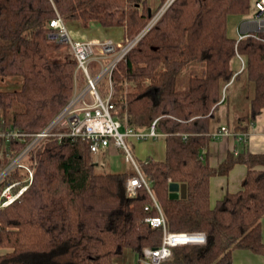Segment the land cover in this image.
<instances>
[{"label":"trees","instance_id":"obj_1","mask_svg":"<svg viewBox=\"0 0 264 264\" xmlns=\"http://www.w3.org/2000/svg\"><path fill=\"white\" fill-rule=\"evenodd\" d=\"M254 2L176 0L147 30L157 12L149 0H0L4 129L40 131L83 78L70 45L51 38L59 14L65 23L124 28L129 39L146 31L112 75L115 115L136 132L157 121L166 136L164 161L138 162L148 188L132 197L127 182L137 172L133 165L123 174L107 169L108 156L122 154L112 144L98 159L89 141L48 142L31 187L0 209V248L10 250L0 264H110L160 247L164 230L207 237L204 245L175 248L171 262L233 264L236 250L264 255V154L229 153L216 168L208 162L213 124L231 91L240 87L238 97L249 103L245 115L229 118L232 133L247 134L264 111V32L244 39L227 32L229 20L250 15ZM239 57L244 67L236 70ZM237 165L247 168L242 189L213 206L210 180ZM20 178L16 172L8 183ZM172 184L186 186L185 198L171 199ZM160 212L164 226L147 222Z\"/></svg>","mask_w":264,"mask_h":264},{"label":"built area","instance_id":"obj_2","mask_svg":"<svg viewBox=\"0 0 264 264\" xmlns=\"http://www.w3.org/2000/svg\"><path fill=\"white\" fill-rule=\"evenodd\" d=\"M176 0H167L156 12L147 30L152 28ZM254 16L241 26L244 30L259 29L264 32V0H255ZM54 30L51 38L69 44L77 63L76 73L83 76L85 86L77 87L72 97L60 112L40 131L24 132L17 128L4 129L0 122V209L6 208L18 200L32 185L37 167L38 154L48 142L66 144L77 140L89 141L91 151L99 154L112 144L122 152L126 161L131 163L137 176L127 182V193L130 197L137 189L148 183L141 173L132 154V141H145L157 138L155 121L148 131L136 132L127 123H123L115 115L116 106L113 102L114 88L112 75L119 64L125 61L129 52L137 45L145 32L134 38L116 43L111 40L81 41L74 40L70 35L66 23L57 14L51 21ZM252 33L242 34L240 39ZM244 67V65H243ZM242 67V68H243ZM107 83L108 94L103 97L100 86ZM230 135L227 128L222 127L214 137ZM19 145L20 149L12 146ZM18 172L20 180L8 183L11 176ZM19 188L17 191L16 189ZM16 191V192H15ZM159 209L158 205H156ZM148 209V208H147ZM152 226H164V218L147 219ZM207 242V237L201 232L170 233L164 230L163 241L158 248H146L139 256V264H185L171 262L173 250L182 246H200Z\"/></svg>","mask_w":264,"mask_h":264},{"label":"crops","instance_id":"obj_3","mask_svg":"<svg viewBox=\"0 0 264 264\" xmlns=\"http://www.w3.org/2000/svg\"><path fill=\"white\" fill-rule=\"evenodd\" d=\"M161 4L162 0H154L152 5L150 4V6L155 7L156 5ZM153 7L151 8L153 9ZM66 25L70 32V35L74 40H111L113 42L119 43L124 41L125 39H129L126 36L124 28H105L98 23H90L88 26H84L76 21L68 22L66 23ZM242 34L243 33L241 28L240 36ZM240 36L238 39H240ZM242 65H244V61L240 57L238 61H235L233 63V67L236 70L242 69ZM6 88L7 85L5 84V82L0 81V90ZM229 118L231 120H234L237 118V115H232L229 106H227L226 104H222L217 112V117L213 124L212 132L213 134L219 133L220 129L222 127H225L229 130L230 135H221L214 137V140L211 142L208 149V162L209 165L213 168L218 167L226 159L229 153L238 155L242 152L248 151L252 154H264V111L254 123L250 124V130L247 134L232 133L228 127ZM158 135L159 136L154 139H148L145 141L133 140L131 142L132 154L137 164L138 162H146L148 160L159 162L165 160L166 136L162 134ZM157 139H159V141ZM122 157L124 159V163L131 168L132 164L127 162L123 155ZM129 169L126 168L121 172H115L110 169L109 171L112 174H123L126 173ZM246 174L247 168L243 165H237L232 169L228 176L213 177L210 180L211 204L214 206L228 193H235L240 191L242 189V184L246 177ZM261 231L262 239L264 242V218L262 220ZM232 261L233 264H264V255L255 254L249 250H236L232 254Z\"/></svg>","mask_w":264,"mask_h":264},{"label":"rangeland","instance_id":"obj_4","mask_svg":"<svg viewBox=\"0 0 264 264\" xmlns=\"http://www.w3.org/2000/svg\"><path fill=\"white\" fill-rule=\"evenodd\" d=\"M153 1L154 0H149V2H151L150 3L151 5H152ZM252 6H253L252 7L253 9H252V12L250 15H247V16L240 18V19L231 18L229 20L228 27H227V32H228L229 36H231L232 38H239V36L241 34L242 24L254 16V12H255L254 4ZM151 7H153V6H151ZM159 7H160V5H156L155 7H153V9L158 10ZM253 33H255V32H253ZM242 67H243V65H242ZM105 82L106 81H104V84H102L100 86V91H102L100 93L103 95H105L108 92V86H107V83H105ZM6 85H8V84H6ZM84 86H85L84 78L78 77L77 87L79 89H82ZM239 88L240 87H237L235 90L231 91V94H230V98H231L230 106L231 107L229 106V109H230V112L232 113V115H237V114L245 115L249 110L248 101H246L244 98L240 99L238 97L239 92H237V91L239 90ZM157 140L159 141V139H157ZM157 140H156V142H157ZM1 150H2V148H0V152H1ZM96 156L99 159L101 157V154L99 153ZM126 168L129 169L130 167L124 163V159H123L122 155L112 154V155L108 156V159H107V169L108 170L110 169V170L115 171V172H121V171L125 170ZM8 252H10V250L0 248V255L8 253ZM138 261H139V256L135 255V254H131L129 252L123 260L113 261L110 264H139Z\"/></svg>","mask_w":264,"mask_h":264},{"label":"water","instance_id":"obj_5","mask_svg":"<svg viewBox=\"0 0 264 264\" xmlns=\"http://www.w3.org/2000/svg\"><path fill=\"white\" fill-rule=\"evenodd\" d=\"M259 33V32H262L261 30L259 29H252V30H244L242 29V33L243 34H248V33ZM1 164V163H0ZM170 193H171V199H174V198H179V197H182V198H185L186 196V186L184 185H177V184H172L170 186Z\"/></svg>","mask_w":264,"mask_h":264}]
</instances>
